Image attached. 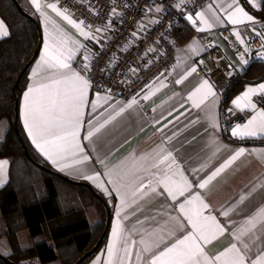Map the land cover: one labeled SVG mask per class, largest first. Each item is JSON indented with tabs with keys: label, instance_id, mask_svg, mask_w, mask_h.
<instances>
[{
	"label": "crops",
	"instance_id": "obj_1",
	"mask_svg": "<svg viewBox=\"0 0 264 264\" xmlns=\"http://www.w3.org/2000/svg\"><path fill=\"white\" fill-rule=\"evenodd\" d=\"M22 1L38 14L43 29L44 43L47 38L45 17L34 8L31 0ZM262 1L238 0V5L254 18V21H245L240 24H232L228 20L229 13L233 12L237 6L233 0H212L198 11V13H204L205 18L212 25L210 28L202 24L196 14H192L197 20V25L193 26L186 19L174 32V42L179 47L175 67L162 78L149 84L139 98L121 100L108 93L94 91L90 86L85 97L86 106L83 110L82 127L79 134V143L83 147V153H77L76 156L69 154L66 157V163L70 166L65 167L63 171L36 148L23 122L22 97L33 83V73L42 54V43L41 50L31 65L28 85L20 94L21 125L34 148L47 160L53 170L73 179L89 182L105 196L112 208L111 225L105 243L85 264H97V262L108 264L107 250L112 243V231L116 225L117 213L121 215V223L125 231L120 244L117 245L118 251L113 257V264H120L121 260L129 264L122 249L129 247L130 241H135V244L129 247L130 264H147L148 253L143 250L145 245L141 243L142 239L145 241L159 240L162 236L164 243L171 242L168 231L174 223L172 218L182 216L177 205L183 197H180L178 201H173L166 193L158 194L162 186H157V192H153L151 186H156L159 176L165 173L171 174L178 169H182L183 174L192 182L193 191H199L205 202L209 204L210 207L205 215L216 216L220 224L226 228L223 234L205 246L210 256L216 255L231 243L236 242L233 233L252 216L257 217L255 231L260 236L257 244L264 242V231L261 230L260 224L261 217L257 215L260 209L264 208V134L244 139L232 135L235 125H244L253 116H257L259 111H264V92L257 91L251 96V102L256 106L255 111L247 108L243 111L239 108L234 112L229 111L234 108L233 101L249 88L259 89L264 79L257 83H246L230 100L225 111V120L230 126L231 139L224 134L222 124L221 113L225 93L216 89L210 80L196 77L192 71L204 49L197 38L199 33L208 36L227 58L236 74L245 72L253 61H264V49L252 52L249 47V38L253 34H261L264 37V21L256 14L257 10L261 9ZM58 7L64 10L59 4ZM43 11L47 13L50 25L66 33L70 40L85 46L75 51L69 63L73 70L86 78L81 65L86 62L85 57H89L87 45L90 42V36L82 35L80 30L52 9L44 8ZM67 12L72 20L79 23L71 12ZM0 20H3L9 33L0 38L2 40L10 35V29L1 15ZM82 27L84 31L90 33L86 26L82 25ZM201 27L205 28V31H199ZM237 31L240 33L239 38L235 35ZM241 54H243V59L248 61L247 64L243 63ZM178 80L183 82L177 83ZM204 81L212 86L215 96L207 95L199 107H196L194 101L199 103L208 92L206 87H201ZM233 85L232 83L230 88ZM197 89L200 91L197 92ZM193 93L196 95L189 99ZM145 97L148 98L145 99ZM133 100L136 102L133 103ZM105 121L109 122L105 123ZM214 122L218 126L214 127ZM101 124L104 126L100 127ZM8 126L9 122L6 118L0 120V140L4 139ZM96 128L100 130L97 132ZM89 130H92L94 135L91 139H86ZM239 148L246 149V152L215 176L205 188L195 187L198 182L220 168ZM168 152L176 161L171 169L167 168L168 162L160 164L157 168L152 167L155 161ZM85 155L88 157L87 160L83 159ZM77 159L81 162L75 163ZM0 160L8 161L3 174L0 175V181L3 182L1 188L10 179L11 161L7 157H1ZM95 174H99V182L84 178ZM112 180H118V183L113 184L110 182ZM150 181L151 186H149ZM100 184H103L107 191L100 187ZM141 185L144 186L143 190L137 192V188ZM117 187L125 194L126 202L123 206L120 195L116 191ZM224 211H228L229 215L224 216ZM88 217L91 222H96L99 218L98 209L90 208ZM163 246L161 243V247ZM0 248L8 252L9 245L6 239L0 241ZM138 257H140L139 260ZM38 262V258H32L26 260L25 264H38Z\"/></svg>",
	"mask_w": 264,
	"mask_h": 264
},
{
	"label": "snow or ice",
	"instance_id": "obj_2",
	"mask_svg": "<svg viewBox=\"0 0 264 264\" xmlns=\"http://www.w3.org/2000/svg\"><path fill=\"white\" fill-rule=\"evenodd\" d=\"M183 2L184 0H181V3ZM233 2L237 6L228 15V20L232 24L254 21L253 16L249 15L243 7L238 5V0H233ZM31 3L40 15L45 17L47 38L43 43L42 54L33 73V83L23 93V122L27 129V134L32 138V142L36 148L52 164L59 166L60 170L63 171L65 167L70 166L66 163V157L69 154L76 156L77 153H83V147L79 143V134L82 127L83 110L86 106L85 97L90 84L85 77L73 70L69 63L73 59L75 51L85 46L70 40L66 33L59 31L54 25H50L48 15L43 9H52L57 15L62 16L68 23L80 30L81 34L85 37H89L90 33L83 30L82 21L77 23L71 19L67 9L61 10L58 7V0H55V2H49V0H31ZM229 7H232V5H229ZM157 10L159 11L160 9ZM196 16L202 24L207 25L209 28L212 26L208 19L205 18L203 12L196 13ZM187 19L193 26L197 25V20L193 18L192 14H189ZM198 30L205 31V28L201 27ZM8 34L6 25L3 20H0V38ZM235 35L239 38L240 33L237 31ZM241 43H243V40H241ZM241 59L244 64L248 63L247 60L243 59V54H241ZM88 68V65H84L85 70ZM192 71H195V69H192ZM182 82V80L177 81V83ZM201 87H206L208 92L199 103L194 101V106L196 107H199V104L207 98V95L215 96L212 86L207 81H204ZM196 91L199 92L200 89ZM257 91L264 92V83L259 85V89H247L240 97L233 101L234 108L229 109V111L234 112L237 108L241 111L246 108L255 111L256 106L251 102V96ZM195 95L196 93H193L189 99H192ZM147 98L145 97V99ZM135 102L133 100V103ZM112 118L114 119V117ZM107 122L109 121H105V123ZM103 126V124L100 125V127ZM213 126H218V124L214 122ZM99 130V128L95 129L97 132ZM262 134H264V111H259L258 115L253 116L247 123L244 125L237 124L232 129V135L241 139L256 137ZM93 135L94 132L89 130L85 138L91 139ZM245 152L246 149L244 148L237 149L234 155L220 168L216 169L206 179L198 182L195 187L198 189L205 188L215 176L219 175L220 172ZM83 159L87 160L88 157L85 155ZM141 159H144V157H141ZM80 162L79 159L75 161V163ZM165 162H168L167 168L169 169L176 164L172 154L168 152L155 161L152 167L157 168L160 164H165ZM7 165V160H0V175L3 174ZM84 178L93 182H99L100 180L99 174L85 176ZM110 182L117 184L118 180ZM2 183L0 181V186H2ZM99 186L107 191V188L103 184ZM149 186H151V181L149 182ZM157 186H162V190L158 192L159 195L166 193L173 201H178L180 197H183V200L177 205L178 211L182 216L172 218L174 223L168 231L170 243H164L162 236L159 240H141V243L145 245L144 252L148 253L147 264H264V242L257 244L260 236L255 231L257 228L256 216L249 217L245 224L233 233L236 242L231 243L216 255L210 256L206 252L205 246L223 234L226 228L220 224L216 216L211 214L205 215L210 206L205 202L201 193L193 191V184L183 174L182 169L173 171L171 174L165 173L159 176L156 180V186H151V190L157 192ZM143 188L144 186L141 185L136 191L140 192ZM116 191L120 195L123 206L126 202L125 194L120 191L119 187L116 188ZM223 215L228 216L229 212L224 211ZM257 215L261 217V230L264 231V208L260 209ZM124 231L121 215L117 213L116 225L112 231V243L107 250L109 257L108 264H113V257L118 251L117 245L120 244ZM161 243H163V247H161ZM134 244L135 241H130L129 247ZM129 247H125L122 250L130 264ZM139 259L140 257H138ZM120 264H125V261L121 260Z\"/></svg>",
	"mask_w": 264,
	"mask_h": 264
},
{
	"label": "trees",
	"instance_id": "obj_3",
	"mask_svg": "<svg viewBox=\"0 0 264 264\" xmlns=\"http://www.w3.org/2000/svg\"><path fill=\"white\" fill-rule=\"evenodd\" d=\"M20 2L41 26L38 14L22 0ZM256 14L264 21V0ZM0 15L10 29V35L0 40V120L6 118L9 122L4 139L0 140V158L7 157L11 161L10 179L0 188V241L6 239L9 250L5 252L0 248V251L21 264L32 258H38V264H74L103 233L106 208L86 187L69 183L39 166L50 167L27 138L19 117V128L31 157L25 154L14 127L15 98L26 89L31 66L23 75L19 89L15 91L14 87L20 72L32 58L43 29L41 26L39 31L12 0H0ZM262 76L264 61L251 62L245 72L236 75L233 82L241 80L229 87L222 110L226 111L232 97L246 83ZM229 127L226 128L231 138ZM92 207L99 211L96 222L88 217ZM0 264L5 263L0 259Z\"/></svg>",
	"mask_w": 264,
	"mask_h": 264
},
{
	"label": "built area",
	"instance_id": "obj_4",
	"mask_svg": "<svg viewBox=\"0 0 264 264\" xmlns=\"http://www.w3.org/2000/svg\"><path fill=\"white\" fill-rule=\"evenodd\" d=\"M211 1L58 0V4L90 31L89 57L81 68L91 88L128 100L139 98L149 84L175 67L179 47L174 32L189 14ZM197 38L204 49L194 75L225 93L237 75L235 70L206 34L199 33ZM249 47L252 52L264 49V37L253 34ZM84 65L89 68L85 70Z\"/></svg>",
	"mask_w": 264,
	"mask_h": 264
},
{
	"label": "water",
	"instance_id": "obj_5",
	"mask_svg": "<svg viewBox=\"0 0 264 264\" xmlns=\"http://www.w3.org/2000/svg\"><path fill=\"white\" fill-rule=\"evenodd\" d=\"M13 3L16 5V7L19 9V11L24 14L26 17H28L35 25L36 27L38 28L39 31H41V26H40V23L38 22L37 18L32 15L31 13H29L27 10H25V8L22 6L21 2L19 0H12ZM42 43H43V34L41 33L40 34V39H39V43H38V46L36 48V50L34 51V54L32 56V58L27 62V64L25 65L24 69L20 72L18 78H17V81H16V84H15V87H14V90L17 91L19 89V86H20V81L23 77V75L25 74V72L30 68V66L33 64V62L35 61V59L37 58L40 50H41V47H42ZM264 79V76L258 78V79H255L253 81H251V83H257L261 80ZM238 80H241V78L239 79H236L233 84H235L236 82H238ZM230 89H228L225 94H224V98L225 99L227 97V94L229 93ZM16 101H15V118H14V127H15V130H16V133L18 135V138L20 140V143L22 145V148L25 152V154L28 156V157H31V154H30V150H29V147L25 141V139L23 138L22 134H21V131H20V128H19V101H20V95H16ZM221 116H222V124H223V127H224V134L228 136V130H227V123H226V120H225V112L222 110V113H221ZM39 166L52 173L53 175L69 182V183H72L74 185H78V186H84L86 187L87 189H89L91 191V193L97 198L99 199L103 205L105 206L106 208V214H107V218H106V224H105V228H104V231L103 233L101 234L100 238L98 239L97 243L90 249L88 250L87 252H85L83 255H81L77 261L74 263V264H83L93 253H95L96 251H98V249L101 247V245L103 244V241L109 231V228H110V225H111V219H112V208L111 206L109 205V202L107 201V199L105 198V196H103L100 192H98L95 187L93 185H91L89 182L87 181H84V180H78V179H73L67 175H64L63 173L61 172H58V171H55L53 170L52 168L44 165V164H39ZM0 259L5 263V264H21V263H18L14 260H12L11 258H9L8 256H6L5 254H3L1 251H0Z\"/></svg>",
	"mask_w": 264,
	"mask_h": 264
},
{
	"label": "rangeland",
	"instance_id": "obj_6",
	"mask_svg": "<svg viewBox=\"0 0 264 264\" xmlns=\"http://www.w3.org/2000/svg\"><path fill=\"white\" fill-rule=\"evenodd\" d=\"M2 252V251H1ZM3 253V252H2ZM4 254V253H3Z\"/></svg>",
	"mask_w": 264,
	"mask_h": 264
}]
</instances>
